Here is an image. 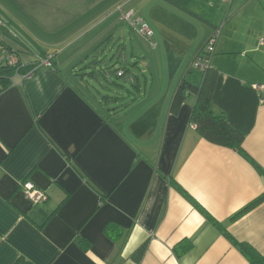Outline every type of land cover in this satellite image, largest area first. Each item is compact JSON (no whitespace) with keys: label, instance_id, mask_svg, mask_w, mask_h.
Returning <instances> with one entry per match:
<instances>
[{"label":"crops","instance_id":"crops-1","mask_svg":"<svg viewBox=\"0 0 264 264\" xmlns=\"http://www.w3.org/2000/svg\"><path fill=\"white\" fill-rule=\"evenodd\" d=\"M204 1L141 0L142 16L123 10L154 36L165 4L181 9L172 10L181 17L179 60L148 62L143 81L128 70L133 94L123 106L125 96L98 100L83 89L94 72L74 65L80 50L60 62L48 48L52 64L0 84V264H247L224 231L264 255V199L253 203L264 194V0H220L224 14L213 2L200 12ZM9 23L0 15V57L12 51L35 63L41 54ZM213 33L211 109L242 134L240 149L192 126L195 94L172 108L183 78L201 84V70L190 68ZM27 181L47 198L32 203Z\"/></svg>","mask_w":264,"mask_h":264},{"label":"rangeland","instance_id":"rangeland-1","mask_svg":"<svg viewBox=\"0 0 264 264\" xmlns=\"http://www.w3.org/2000/svg\"><path fill=\"white\" fill-rule=\"evenodd\" d=\"M129 1L0 0V15L6 21L7 19L10 21V28L14 30L17 38L26 42L27 46L31 48L35 47V52L39 54L48 48H53L54 55L62 62L70 52L80 50L81 53L74 65L82 68L83 72H94L93 77L84 73L87 86L83 89L88 90L91 95L97 96L98 100L102 95L125 96L120 99V107L133 94V92L127 91V88H130L127 81L128 70H132L143 81L144 77H150L148 62L155 67L167 66L170 63L174 66L181 54L180 44L173 33L176 32L175 25L181 17L172 13L174 9L179 12L181 9L170 2L165 4L168 17L163 18L161 23L156 25L155 35L151 38L156 44L152 46L150 39L140 35L126 20L118 18L120 11L128 7H133L136 12L141 8V16L142 11L147 12L146 5L140 3L141 0ZM138 1L139 6H137ZM219 1L205 0L202 3L203 6L197 8L206 14V10H210L212 7L211 3L213 2L214 6H219L221 4ZM222 6L224 14L226 5L221 4ZM120 7L122 8L120 9ZM213 11L216 12V10ZM188 19L198 20V18ZM26 28L34 33L35 41H31ZM97 36H101L98 41L96 40ZM87 40L86 44L91 47L83 46ZM95 41L97 44L94 45ZM32 54L33 52H27L22 54V57L32 61L34 60ZM95 61L97 62L93 65L94 68L85 67V65H92ZM190 69L194 73L200 72L192 67ZM120 70L126 72L120 75L118 74ZM105 105L111 107L116 103L108 100Z\"/></svg>","mask_w":264,"mask_h":264},{"label":"trees","instance_id":"trees-1","mask_svg":"<svg viewBox=\"0 0 264 264\" xmlns=\"http://www.w3.org/2000/svg\"><path fill=\"white\" fill-rule=\"evenodd\" d=\"M204 44L201 46L197 54L202 50ZM40 57L41 58L35 61V63H25L22 60L21 56L19 55L18 56L19 62L16 66H10V65H6L5 63H1L0 64L1 88H3L4 86L10 83L11 81L10 77L14 75L15 72H18L23 75L29 72L32 73L34 66L40 64L42 60L45 58L49 57L50 59V55H47L44 52H41ZM50 64L52 63L50 62ZM125 72L126 71L123 70L120 75H122ZM201 72L203 73V79L199 86L191 84L185 78L182 79L173 96L172 108L180 105L184 101L187 94L190 93L195 94V102L190 111L189 122L194 124L195 129L200 133V135L207 138L208 140L240 149L241 142L243 139L242 134H240L227 122L223 113H215L211 109V93L214 85L216 70L213 69L209 64L208 67L204 70H201ZM263 199H264V194L260 195L257 199H255V202L253 203H258ZM112 226L113 225L111 223H107L105 225V231L109 232ZM224 234L246 257L247 264H264V255H262L260 252L255 250L250 244L235 240L226 231H224Z\"/></svg>","mask_w":264,"mask_h":264},{"label":"built area","instance_id":"built-area-1","mask_svg":"<svg viewBox=\"0 0 264 264\" xmlns=\"http://www.w3.org/2000/svg\"><path fill=\"white\" fill-rule=\"evenodd\" d=\"M122 7H120L121 9ZM121 18L124 20H127L134 28L135 30L145 38H151L153 36V31L141 17L135 16L133 9H128L126 11H122ZM1 38V36H0ZM216 35L215 33L211 34L209 38L205 41V44L202 48V50L194 57L192 61V67L198 68L200 70H204L209 65V57L214 51V42H215ZM261 41H264L262 39ZM19 62L18 55H16L15 52H8L3 54L0 57V64L5 63L6 65L10 66H16ZM42 63L49 65L50 59L45 58L42 60ZM30 73V72H29ZM29 73L27 74H20L18 72H15L14 75L10 77V80L13 81V76H16L20 79L25 78ZM122 71H118V74H121ZM261 86H259L260 88ZM194 126V124H192ZM23 189L25 192V196L32 202V203H38L41 201H44L47 198V194L44 190L35 188L33 184L30 181H27L23 183Z\"/></svg>","mask_w":264,"mask_h":264}]
</instances>
